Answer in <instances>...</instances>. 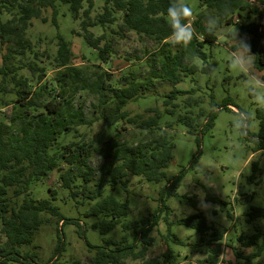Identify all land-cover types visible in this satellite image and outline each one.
Here are the masks:
<instances>
[{"label":"trees","instance_id":"obj_1","mask_svg":"<svg viewBox=\"0 0 264 264\" xmlns=\"http://www.w3.org/2000/svg\"><path fill=\"white\" fill-rule=\"evenodd\" d=\"M253 1L202 0L200 8L205 10L198 13L197 19L191 23L190 15L185 18L193 29V37L185 45L168 42L172 29L166 11L172 0H104L103 12L96 16L92 15L93 0H4L0 3V12L11 17L5 22L0 20V45L4 49L0 95H14L10 101H3L1 107L3 110L11 106V116L0 112V225L6 239L0 244V264H37V255L23 251L28 247L37 249L36 234L53 221L56 226L76 225L78 234L84 237L80 223L66 219L55 204L58 200L55 190L49 188L50 197L46 199L33 197L32 187L46 182L55 172L59 174L61 189L75 206H86L85 216L95 220L94 230L107 235L120 227L124 233L120 240H108L103 246L88 244L92 253L89 264H178L170 246L162 256L163 261L148 258L155 243L153 231L163 218L168 222L167 216L172 212L166 202L177 197L186 174L184 170L173 178L167 175L174 162L175 144L165 128L171 131L173 125L167 121L164 123L167 127H163L164 114L157 109L147 111L154 110L155 116L144 118L132 116L128 106L153 97L159 93L160 86H172L169 93L160 96L166 108L165 116L177 117L176 125H184L190 132L200 128V133L210 131L217 112L207 114L200 110L195 116L192 111L177 115L178 105L174 102L195 91H181L176 86L199 71L196 61L206 59L202 48L217 42L219 28L224 23L232 24L236 15L242 18L243 13L256 19L241 25L232 35V41L245 42L249 54L254 56L255 69L264 71V0ZM62 6L68 7L74 21H81V36L96 51L98 64L74 65L72 45L60 32L57 22ZM48 10L52 11V25L58 30L57 52L50 63L55 74L51 80H47L48 69L41 60L49 61L51 55L48 51L40 55L27 36L33 20L49 22L45 17ZM118 15H121L122 31L148 39L157 48L148 54L144 64L127 69L115 79L103 68L114 54L113 47L106 40V34L96 37L91 29H107L117 24ZM231 48L235 52L238 44ZM23 71L28 75L22 74ZM211 105L216 107L214 101ZM223 105L230 110L228 99ZM259 115L264 116V109ZM98 122L105 124L107 132L103 137L109 136L108 140L87 139L80 133L81 128L93 127ZM123 125L130 131L120 129ZM98 141L103 142L99 145ZM258 150H264V140L258 143ZM130 177L168 184L161 192L159 209L133 222L127 221L131 213L129 201H119L108 193L117 189L127 192ZM203 189L207 203L222 202L211 187ZM182 201L197 213L176 224L197 231L201 236L198 246L211 248L207 264H218L223 234L208 223L196 197L183 196ZM249 218L264 219V208H252ZM174 224L168 222L166 239L183 244L170 232ZM132 232L134 237L130 239ZM57 233L58 244L47 264H63L60 259L65 243L60 229ZM253 244L252 240L244 246ZM263 252L264 246L244 257L246 264H252ZM235 253L237 258H243L241 253Z\"/></svg>","mask_w":264,"mask_h":264},{"label":"rangeland","instance_id":"obj_2","mask_svg":"<svg viewBox=\"0 0 264 264\" xmlns=\"http://www.w3.org/2000/svg\"><path fill=\"white\" fill-rule=\"evenodd\" d=\"M4 0H0V3ZM253 1V0H252ZM94 8L92 15L96 16L103 12L104 0H93ZM254 2V1H253ZM180 3L191 9V23L197 19L201 10L202 0H180ZM204 13H207L206 11ZM243 13L242 18L235 16L232 24L224 23L218 30V40L214 45L206 44L202 51L206 54V59L199 58L196 65L199 71L176 86L177 89L185 92L194 90L193 94L180 96L174 103L176 114H185L192 111L193 116L200 110L207 114L217 112L215 125L210 131L201 132L191 130L184 125H176L177 117L165 116V106L163 98L173 88L172 86H160L159 93L145 100H140L128 106V111L132 116L141 115L144 118L155 116L157 112H147L149 109H157L164 114L162 122H172L173 130L165 128L166 132L173 136L175 144L174 162L167 170L169 178L178 176L182 171L186 174L177 190V197L167 200V205L172 212L168 217V222L175 223L171 226V234L183 241V244H175L166 239L169 236L168 222L162 219L159 226L153 231L152 237L155 243L150 248L148 258L163 261V254L170 246L177 256L178 264H207V259L211 253V248L198 246L201 236L194 229L176 224L177 221L186 219L197 211L189 204L182 201L183 196L196 197L202 205H209L208 208L200 206L210 225H214L218 233L223 234L221 242V252L218 264H246L244 257H249L264 246V219L250 220L249 214L252 208H264V150H258V143L264 140V116L259 115V111L264 107L257 106L251 99L245 83L246 80L255 77L264 81V71L255 69L254 56L249 61V66L244 70H237L232 66L231 60L234 54L232 46L237 45L233 42V36L237 33L241 25L247 24L256 18ZM45 17L49 20L47 24L40 20H33L32 26L28 31V38L36 45V51L41 55L48 51L52 59L41 58L43 65L47 67V80L54 77V70L50 63L57 52L56 34L57 29L52 25V11L48 10ZM121 15H118L117 24L109 28L95 27L91 32L96 37L106 34L114 54L107 65L103 68L113 74L114 78L122 76L127 69L133 68L138 64H144L148 54L154 51L157 46L154 43L135 33H128L120 29ZM10 15L0 12V20H9ZM59 29L64 38L71 43L74 52L73 63L75 66H88L98 64L97 53L92 50L81 34V21H74L68 11L67 6H62V11L57 18ZM119 33V34H116ZM169 43H175L170 37ZM147 52V53H146ZM4 49L0 45V67ZM138 57L142 60H135ZM32 57H30L31 59ZM52 65V64H51ZM22 74L28 75L23 71ZM2 78L0 76V84ZM9 88H13L9 84ZM13 94L0 95V112H5L11 116V106L1 110L4 106L3 101H10ZM228 99L229 109L224 108V101ZM211 101L215 102L216 107H212ZM173 108V106H170ZM244 127L237 128L235 123L242 114ZM1 117V114H0ZM204 123V122H202ZM121 128H130L126 125ZM80 133L87 139L108 140L109 136L103 137L107 132L103 122L96 123L93 127L81 128ZM102 141V142H103ZM101 142V141H100ZM98 141V144L100 143ZM94 160V165H97ZM203 169V176L197 177L196 174ZM59 174L53 173L49 180L44 183L35 184L32 187L35 199H46L50 197L49 188L58 193V200L55 202L60 207L64 217L68 220L79 222L84 229V237L78 234V229L74 224H62L56 226L55 221L52 225L43 226L36 234L35 245L38 247H28L23 252L37 255V264H47L54 255L58 244L57 229L63 233L62 241L65 243V251L60 262L63 264H89L92 257L88 244L91 246H103L108 240H120L124 234L118 227L107 235H101L99 231L92 228L95 220L85 216L86 206L76 207L70 200L67 193L61 189L58 182ZM167 181L160 183L148 182L139 177H130V185L126 191L117 189L115 192L108 191L119 201H129L131 213L127 218L128 222H133L140 218L151 216L161 205V192L166 188ZM204 186L211 187L216 195L221 199L219 203H207L205 201ZM164 217V216H163ZM62 229V230H61ZM210 231L209 234H212ZM134 232L130 233L133 239ZM210 237V236H209ZM254 241L251 246H244L250 241ZM6 239L1 231L0 225V244H4ZM235 252L241 253L243 258H237ZM18 264V263H10ZM252 264H264V252L254 260Z\"/></svg>","mask_w":264,"mask_h":264},{"label":"clouds","instance_id":"obj_3","mask_svg":"<svg viewBox=\"0 0 264 264\" xmlns=\"http://www.w3.org/2000/svg\"><path fill=\"white\" fill-rule=\"evenodd\" d=\"M166 15L170 21L171 26V38L177 45L187 44L193 37V29L189 26L186 21V17L191 15V9L186 5L180 3V0H172L167 8ZM238 48L235 50L232 55V66L237 70H244L249 66V61L252 56L249 54L248 46L243 41H237ZM248 85L247 91L254 101V103L259 107H264V81L258 80L255 77L250 78L245 81ZM247 117L246 113L242 114L241 118H238L235 126L237 128L244 127V118ZM200 169V172L196 174L197 177L203 176V169ZM201 197L202 207L208 208L209 205L203 203V194L198 193Z\"/></svg>","mask_w":264,"mask_h":264}]
</instances>
